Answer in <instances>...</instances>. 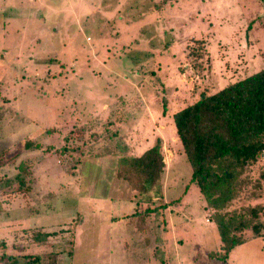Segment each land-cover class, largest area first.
Returning a JSON list of instances; mask_svg holds the SVG:
<instances>
[{
    "label": "rangeland",
    "instance_id": "1",
    "mask_svg": "<svg viewBox=\"0 0 264 264\" xmlns=\"http://www.w3.org/2000/svg\"><path fill=\"white\" fill-rule=\"evenodd\" d=\"M263 67L264 0H0V264H264V228L218 259L172 119ZM157 138L161 183L139 193L118 158ZM263 168L223 211L261 205L264 223Z\"/></svg>",
    "mask_w": 264,
    "mask_h": 264
},
{
    "label": "trees",
    "instance_id": "2",
    "mask_svg": "<svg viewBox=\"0 0 264 264\" xmlns=\"http://www.w3.org/2000/svg\"><path fill=\"white\" fill-rule=\"evenodd\" d=\"M172 119L182 151L191 166L190 180L203 195L205 207L213 210L212 219L223 249L222 254H217L218 259L226 260L235 246L246 241L241 234L244 230L250 229L258 236L264 228L259 219L261 205L223 211L240 193L246 168L264 153V67L215 93L200 96L174 112ZM32 145L30 140L25 143L26 148ZM164 168L161 142L157 138L138 156H120L117 176L126 180L137 192L147 193L160 186ZM20 170L25 172V165H21ZM260 178L264 180V168ZM19 187H24L23 178L19 180ZM159 197V205L165 207L163 196ZM157 207L150 210L147 207L140 212L141 227L147 211H157ZM48 236L42 230L32 232L36 242H44ZM67 254L71 257L73 251ZM210 255L214 257L212 252ZM24 257L25 264H47L48 259L41 254ZM4 258L11 260L15 256L5 255Z\"/></svg>",
    "mask_w": 264,
    "mask_h": 264
}]
</instances>
